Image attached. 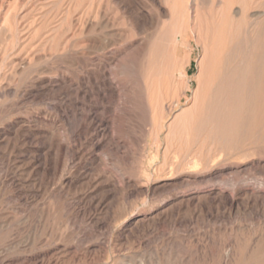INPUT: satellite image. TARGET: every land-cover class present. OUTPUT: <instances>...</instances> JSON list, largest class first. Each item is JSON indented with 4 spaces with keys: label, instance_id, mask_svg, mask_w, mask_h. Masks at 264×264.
<instances>
[{
    "label": "rangeland",
    "instance_id": "rangeland-1",
    "mask_svg": "<svg viewBox=\"0 0 264 264\" xmlns=\"http://www.w3.org/2000/svg\"><path fill=\"white\" fill-rule=\"evenodd\" d=\"M201 1L0 0V264H264V110L175 158L221 26Z\"/></svg>",
    "mask_w": 264,
    "mask_h": 264
},
{
    "label": "bare ground",
    "instance_id": "bare-ground-1",
    "mask_svg": "<svg viewBox=\"0 0 264 264\" xmlns=\"http://www.w3.org/2000/svg\"><path fill=\"white\" fill-rule=\"evenodd\" d=\"M212 2H213L212 6L215 7L218 1L216 2V0H213ZM237 2H240L242 4L243 11H242V15H240L241 17H239L237 21H235L232 18L233 16H231V10L234 4ZM254 2L255 0H222L221 5H222L223 13L221 16V26L218 29V26L216 28V26L213 25L214 28L212 31L210 28H208V37L210 38V55H209V61H208L207 66L202 64L203 65L202 66V76H201L202 83H201L200 91L197 96L198 97L197 105L195 106L196 108L193 112V117H192L193 122L191 123L189 122L190 124L183 126L182 129L179 128L180 137L174 149L175 158L176 157L179 158V153L180 155L181 153H184L186 156L188 157L190 156L192 161L195 162L197 159H200L199 158L200 152L202 153V151H204V149H207L209 145H212V144L218 145L220 143L219 141L220 138H227V137L233 136L237 132L240 124L242 123V121L244 120L246 116H249V118L253 119L262 110H264V101L262 102L260 100V99H264V37L261 39L255 38V35H254L255 33L253 34L254 29L253 30L251 29V27L254 24L251 23L246 16L249 9L253 6ZM202 3L206 4L207 0H202L200 4ZM25 4L26 3H24V5ZM187 7L189 9L193 8V4L189 2ZM213 14H210V16L207 18H203L199 16L198 21L201 24L207 23V22L211 24L209 21L214 19ZM235 14L238 15L239 14L238 11L237 12L235 11ZM258 16H260V13H253L251 15V17H256V18ZM242 32H244L243 33L244 34L243 36L244 37V41H243L244 48L242 49L241 47L240 48L241 50L238 49L240 51L237 54H233L232 52H230L232 51L230 49L233 46L238 47V45L236 44L234 45V42L236 40V37L239 36ZM238 39H243V38L238 37ZM101 65L102 64L97 63L95 64V67L96 69L102 70L104 72ZM157 71H159V69ZM116 87L115 88L111 87L110 93L114 97H116V99L121 100L123 96L125 97V95L122 93L121 90H119L118 87L117 88ZM186 87L190 88V85L188 84ZM9 90L11 89L9 88ZM6 91L8 93V90ZM148 97L150 99V96ZM149 99H148V102H150ZM151 102H152V99H151ZM161 114H163V112H161ZM184 133H186L187 136L189 134L191 137L188 136L189 138L185 139L184 138L185 136L183 135ZM6 140H8L7 137H6ZM198 161L195 163H198ZM68 164H69V160H68ZM68 164L67 165L65 164L66 167L68 166ZM63 178L64 177L62 175L60 176V178H58L59 180L57 179L58 180L57 185L59 184L60 186V184L63 181ZM57 180H55V182ZM241 186H249V184H243ZM260 187L261 185L259 186V188ZM256 188L258 189V187H253V189H256ZM63 253H65V251H63ZM33 258L32 257L30 258L16 257V258H11L10 260L8 259L4 260L1 264H35L34 261L36 259L33 261ZM59 260H60L59 258L55 259L56 264H58L57 262Z\"/></svg>",
    "mask_w": 264,
    "mask_h": 264
}]
</instances>
